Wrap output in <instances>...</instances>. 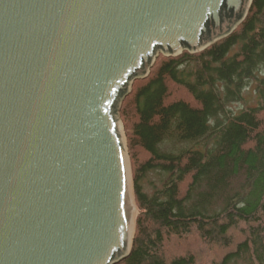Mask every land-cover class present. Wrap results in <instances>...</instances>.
Listing matches in <instances>:
<instances>
[{
	"label": "water",
	"instance_id": "95a60500",
	"mask_svg": "<svg viewBox=\"0 0 264 264\" xmlns=\"http://www.w3.org/2000/svg\"><path fill=\"white\" fill-rule=\"evenodd\" d=\"M251 0H0V264H116L135 205L118 110Z\"/></svg>",
	"mask_w": 264,
	"mask_h": 264
},
{
	"label": "trees",
	"instance_id": "16d2710c",
	"mask_svg": "<svg viewBox=\"0 0 264 264\" xmlns=\"http://www.w3.org/2000/svg\"><path fill=\"white\" fill-rule=\"evenodd\" d=\"M120 110L139 212L116 264H196L166 252L193 234L221 249L209 264H264V0L207 48L156 60Z\"/></svg>",
	"mask_w": 264,
	"mask_h": 264
},
{
	"label": "rangeland",
	"instance_id": "374dc122",
	"mask_svg": "<svg viewBox=\"0 0 264 264\" xmlns=\"http://www.w3.org/2000/svg\"><path fill=\"white\" fill-rule=\"evenodd\" d=\"M162 55H160L156 60H160ZM254 84L250 85L247 90H245V98L247 104H253L255 102V94L253 90ZM172 92L174 94V98L182 97V98H189L188 95L181 89H172ZM120 104V109H121ZM242 103L234 104V107H241ZM118 110V113L120 115V111ZM120 120L122 121V118L120 116ZM123 123V122H122ZM127 140V138H126ZM128 147V143H127ZM137 152V151H136ZM129 159L131 163V170L133 169V162H132V153L128 149ZM138 160L141 159L142 156H140L137 153V156H135ZM136 205V202H135ZM137 207V205H136ZM137 215V213H136ZM135 215V218H136ZM233 234L237 237L240 235L239 232L234 231ZM166 252H168V255H175L179 254L180 252H190L195 255L196 257V264H209L213 259H217L219 254L221 253V249L214 245H208L204 242H202L196 235H189L187 238H180V239H172L168 243H166Z\"/></svg>",
	"mask_w": 264,
	"mask_h": 264
}]
</instances>
